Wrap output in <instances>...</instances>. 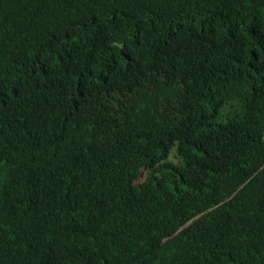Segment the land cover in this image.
<instances>
[{
  "label": "trees",
  "instance_id": "16d2710c",
  "mask_svg": "<svg viewBox=\"0 0 264 264\" xmlns=\"http://www.w3.org/2000/svg\"><path fill=\"white\" fill-rule=\"evenodd\" d=\"M0 264H264V0H0Z\"/></svg>",
  "mask_w": 264,
  "mask_h": 264
}]
</instances>
